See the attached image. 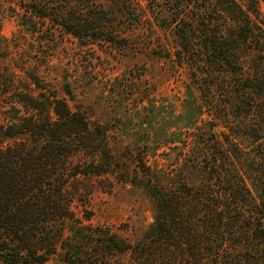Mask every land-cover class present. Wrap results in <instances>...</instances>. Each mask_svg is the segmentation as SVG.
Listing matches in <instances>:
<instances>
[{
    "label": "trees",
    "instance_id": "16d2710c",
    "mask_svg": "<svg viewBox=\"0 0 264 264\" xmlns=\"http://www.w3.org/2000/svg\"><path fill=\"white\" fill-rule=\"evenodd\" d=\"M165 2L178 40L177 63L193 62L203 76L217 81L228 99L223 108L253 111L257 102L249 101L260 84L256 69L264 64L259 7L264 0ZM55 7L45 4L42 13L76 36L96 25L99 16L90 18L88 11L106 14L90 2ZM245 45L256 51L253 66H245L241 56ZM222 73L232 74L246 96L220 82ZM30 81L35 93H19L6 110L7 122L0 124V141L15 139L0 149L1 264H45L55 255L63 264H115L118 254H129L136 264L263 262L264 183L256 199L241 170L243 153L228 148L233 143L213 146V156L206 157V181L200 184L168 186L143 160L137 166L143 178L130 181L106 129L91 126L35 76ZM116 168L123 181H140L153 203V223L136 243L94 226L90 216L73 209L77 193H91L93 178L116 175Z\"/></svg>",
    "mask_w": 264,
    "mask_h": 264
},
{
    "label": "rangeland",
    "instance_id": "374dc122",
    "mask_svg": "<svg viewBox=\"0 0 264 264\" xmlns=\"http://www.w3.org/2000/svg\"><path fill=\"white\" fill-rule=\"evenodd\" d=\"M84 2L106 14L88 11V17H99L79 36L42 13L45 4L57 9ZM259 7L264 20V4ZM173 26L165 0H0V124L7 122L6 110L19 93H35L30 81L35 76L91 126L106 129L130 181L143 178L137 167L143 160L168 186L200 184L206 181V157L213 156V146L229 142L228 148L243 153L241 170L257 199L264 183V64L256 69L260 84L249 101L257 102L253 111L223 108L228 99L217 81L203 76L193 62L177 63ZM255 53L253 46H244L245 66L255 64ZM221 75L220 82L241 90L232 74ZM14 143L3 139L0 149ZM116 172L93 178V191L77 193L73 209L90 216L94 226L136 243L153 223V203L140 181L125 182ZM113 260L136 264L129 254ZM45 264L63 263L55 255Z\"/></svg>",
    "mask_w": 264,
    "mask_h": 264
}]
</instances>
